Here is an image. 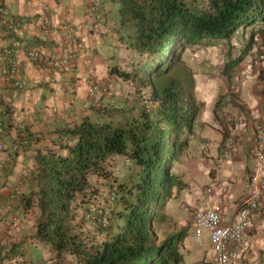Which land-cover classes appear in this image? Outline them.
Here are the masks:
<instances>
[{
	"label": "trees",
	"instance_id": "1",
	"mask_svg": "<svg viewBox=\"0 0 264 264\" xmlns=\"http://www.w3.org/2000/svg\"><path fill=\"white\" fill-rule=\"evenodd\" d=\"M111 1L119 4L120 22L133 29L131 44L140 58L130 68L115 66L110 72L124 82L129 80L136 89L140 84L137 91L147 88L154 106L119 109V114L131 111L122 120L116 119L118 111L112 109L108 121L82 117L59 131L57 148L37 151L32 177L39 214L32 238L57 263L67 255L75 258L74 264H179L185 229L160 239L156 226L170 218L162 206L173 196L174 187L182 186L172 162L187 143L182 132H191L200 105L193 99V88L189 87L187 95L181 86L184 71L175 68L187 47L223 40L230 54L226 66L239 64L253 46L255 34L232 42L233 34L264 18V0ZM17 142L21 148L29 145L24 136ZM117 156L131 162L130 172L110 181L105 197L110 222L98 215L108 223L94 220L100 236H92L74 221L76 209L87 201V195L98 191L90 175L108 177L109 164ZM21 250L20 243L12 244L3 258L11 260L8 264H24L16 260Z\"/></svg>",
	"mask_w": 264,
	"mask_h": 264
},
{
	"label": "crops",
	"instance_id": "2",
	"mask_svg": "<svg viewBox=\"0 0 264 264\" xmlns=\"http://www.w3.org/2000/svg\"><path fill=\"white\" fill-rule=\"evenodd\" d=\"M92 1L94 0L0 1V16L4 10L8 15L25 21L22 28L17 30L0 25V67L1 48L10 46L15 59L19 62L23 79V85L16 88L6 83L0 74V157L11 150L20 136L29 139V145L16 152L13 163L3 168L0 175L2 184L0 212L8 200L10 189L14 186L21 189L15 210L2 212L4 218L0 221V261L3 260V263L0 264H8L11 261L3 258V253L15 243H20L22 249L21 256L16 257V260L24 264H37L41 262L39 259L42 257L44 260L51 258V253L32 238L39 214L35 195L37 187L32 177L35 154L46 146L57 148L55 145L59 140V131L72 127L82 117L97 121L94 115H99L98 111L92 107H85L90 104L87 92L91 82L96 79L103 83L113 81L114 85L120 87L118 83L121 78L110 72L111 68L115 66L123 68L128 59L137 56L131 44V35L127 34L129 26L120 22L119 4L111 0H98L101 3L100 11L102 10L103 17L98 26L100 35H96L92 30L93 21L86 15L88 5ZM114 4L118 5L117 11ZM112 8L115 18L110 19L108 15L112 14ZM63 25H67L68 28L63 29ZM77 37L83 39L85 47L77 54L73 66L69 69H43L27 56V51L33 48H38L45 54H60L66 50L68 43ZM262 48L264 45L260 46V49ZM255 50L256 46L253 43L248 54L235 66L246 73L247 77L252 78L251 90L245 85L246 78L242 77L243 86L234 85L229 81L225 83L219 79L220 82L215 85L216 91L213 93L209 94L207 91L199 95L195 88L192 95L197 105L206 96L218 107L219 94H226L229 100L235 95L234 97H237L235 101L240 105L227 101L215 109L208 118L209 121L203 120L198 112L191 132L183 134L186 135L187 143L172 162V171L182 186L174 187L173 196L165 201L163 212L166 213L165 208L170 207L169 202L172 199H184L189 202L186 205L187 209L180 211L178 209L177 213L171 209L172 213L170 210L166 213L173 218L178 227L185 229L186 234L180 249L185 264H215L208 232L207 248L204 245L205 249L195 246L189 250L185 245L187 235L194 236L190 220V225H187L189 211L205 202L203 187L215 181L226 184L225 197L220 203H217L216 199H211V204L222 205L227 216L232 213L236 201L249 189L248 175L254 161L248 151L251 129L247 126L246 130L241 132V141L236 145L232 156L224 157L222 147L226 137L221 131L220 115L231 113L245 116L247 120L257 116L259 103L264 99V61L253 59ZM223 85L224 90L221 89ZM209 88L210 86L205 90ZM245 95L249 96L250 102L244 100ZM118 98L116 94L104 97L115 112L118 111ZM205 140L210 143L208 149H204ZM23 171H28L25 179L21 175ZM199 183H202L200 193L195 190ZM13 215L17 216L16 220L12 219ZM165 235L167 234L160 239ZM246 240L247 244L243 248L238 264H264V199L251 218ZM185 255L192 256V260H186Z\"/></svg>",
	"mask_w": 264,
	"mask_h": 264
},
{
	"label": "built area",
	"instance_id": "3",
	"mask_svg": "<svg viewBox=\"0 0 264 264\" xmlns=\"http://www.w3.org/2000/svg\"><path fill=\"white\" fill-rule=\"evenodd\" d=\"M100 8V1L94 0L88 5L86 10V15L93 21L92 30L96 35H100L98 26L99 21L103 17ZM24 23V19L8 15L2 10L0 25L7 29L17 30L22 28ZM62 27L63 29L68 28L67 25ZM84 47L83 39L77 37L70 41L66 50L60 54H45L38 48H33L27 51V56L35 65L43 69H69L73 66L77 54ZM1 53L0 74L2 79L13 87H21L23 79L20 73V65L14 57L13 49L10 46H5L1 48ZM253 59L264 61V49L255 51ZM107 92L106 84L96 79L89 86L88 96L95 106H101V97ZM221 125L222 131L226 136L222 153L227 158L232 156L236 145L241 141V132L245 131L247 126L251 129L248 151L254 161L248 175L249 189L246 194L236 201L232 213L227 216L222 205L211 204V199H216L217 203L222 201L227 192L226 184L221 181L208 184L203 189L204 204L191 209L190 219L197 238H199L202 229L208 232L216 264H237L243 248L247 244L246 232L250 228L251 218L264 199V99L259 103L257 116L247 120L245 116L225 114L221 118ZM20 126L23 128L22 124ZM21 146L20 142H17L7 154L0 157V175L3 168L12 164L15 150L22 149ZM208 148L209 142L205 141L204 149ZM21 175L25 179L28 176V172L23 171ZM1 185L0 179V187ZM20 195L21 189L19 186H14L10 189L7 202L1 207L0 221L4 217L2 212H13L15 210V203ZM12 219L15 220L16 216H13ZM91 219H96L103 224L108 223L105 217L92 215Z\"/></svg>",
	"mask_w": 264,
	"mask_h": 264
},
{
	"label": "rangeland",
	"instance_id": "4",
	"mask_svg": "<svg viewBox=\"0 0 264 264\" xmlns=\"http://www.w3.org/2000/svg\"><path fill=\"white\" fill-rule=\"evenodd\" d=\"M114 8H115V11H117L118 5L114 4ZM114 8H112V11H113L112 14L108 15L110 19L115 18ZM252 33L255 34V38H254V43L256 46L255 51H259L261 50L260 46L264 45V18L248 26L240 27L237 30V33L235 35L233 34L232 42L242 39L244 37L248 38L250 34ZM127 34L132 35L133 29L128 28ZM226 43L227 42L223 40L221 41V43L205 45L204 47L202 46L200 48H197L196 46H193V47L189 46L187 47V49L183 51L180 60L177 62V67L175 68V71L178 72L180 71V69H182V71H184V73L186 74V77L182 79L181 86L185 89L184 91L185 93H187V95H188L187 90L189 89V87L193 88L192 92H194L195 88H197L196 93L199 95L207 91L209 94H211V92L213 93L214 91H216L215 85L220 82L219 79H222L225 83L230 82L234 85L239 84L243 86L244 82H243L242 77H244L246 78L245 85L248 86L249 89L251 88L252 83H253V80L251 77H247V75H245L246 73L244 74V72H242L239 68L232 67L228 69L229 65L226 66V63L227 61H229V56H230V54H228L227 52L228 44ZM236 54L237 52H232V55H236ZM247 54L248 53H245L244 56H246ZM136 55L137 56L135 57L132 56V58H130L132 59V61H129L130 59H128L127 63H125V66L123 68L125 67L130 68L132 62L140 58L138 53ZM109 60H111V58H109ZM225 70H227L226 73H225ZM191 80H192V83L191 85H189V82ZM105 84L110 92V95L116 94L121 99V101L117 104V107H118L117 110H119V108L126 109L130 107L131 105H136L139 108L141 105H146V104L154 106V103H151V100L149 99V93H148L147 88L146 89L141 88V90L137 91V89L140 88V84H138L137 89L132 86L129 80L125 82L122 80L119 81L118 84L120 87H117V84L114 85L113 81L111 82L107 81ZM209 86H210L209 90H205V89H208ZM224 87L225 85H223L221 89L224 90ZM229 95H231V93ZM234 96L235 95H233L229 100L226 94L225 95L219 94L217 98L218 107L227 103V101L239 104L238 102L235 101V98L237 97H234ZM243 97L245 98L244 100H246L247 102H250L249 96L245 95ZM193 99H195L194 96H193ZM210 99L211 98H207L205 96L199 102V105L201 106L199 108L200 115L202 119L206 121H209L208 118H210L212 114L214 113L215 109L218 108L216 104H214V102H212ZM109 105H110L109 102L106 99H104L100 108L97 107L99 108L97 109L96 106H94L90 100V104H88L85 107H88V108L92 107L93 110L98 111L97 113L99 115H94L95 120L103 121L106 119L105 121H108L110 120V116H111V114H107L108 110L111 109ZM134 112H136V110H134ZM130 114H131V111L130 113L128 112L126 113L125 111H122L120 114L118 111V113H115V117L116 119L119 118L122 120L124 117H127ZM131 165L132 164L129 160H126L123 157L117 156L114 159H112L109 164L108 169L110 170V175L108 177H103L102 175H98V174L90 175V181L93 185V188H96V190L98 191L97 193H95V191L93 193L91 192L90 197L87 195L88 197L87 201L86 202L84 201V204L82 206L77 207L76 217L74 219L75 222L81 225V229L83 232L88 233L89 235H92V236L93 235L100 236V233L96 231V224L94 223V220L96 219H91L90 217L92 215L96 217L98 215L106 216V218L108 219V222H110V218H109L110 211H109V207H107V203L105 200V197H107L108 195L107 193L109 190V185L111 183L110 181H117L119 177L127 175V173L130 172ZM201 184L202 183H199L197 187L195 188V190L198 193H200ZM78 199H80V196L77 198V201ZM185 202H187V200H184V199L183 200H179V199L173 200L172 199L169 202L170 207L165 208L166 213H169L167 212L169 210H170V213H172V210L175 211V212L173 211L174 213H177L178 209L179 211L180 209H184L182 206V203H185ZM160 205H162V203H160ZM163 209L164 207L162 206V210ZM183 219H185L184 216H183ZM187 222H188L187 225H190L188 220ZM180 229L181 228L175 224L172 217H170L167 221H164L163 223H160L156 226L157 234L160 237H162L165 233L166 234L174 233L176 231H179ZM192 231L195 237L191 234L187 235L188 239L186 240V243H185L187 249L191 250L195 248V246L205 249L204 245H206V248H207V246L209 245L207 231L202 229V232L198 238L200 239V241L196 239L197 237L195 235L194 229ZM202 241L203 243L201 244L200 242ZM185 258L186 260H192L193 257L185 255ZM39 261H41L39 263H42L44 261L43 257L40 258ZM74 261H75L74 257L66 255L62 262L57 263L56 261H53L51 264H54V263L56 264L73 263L74 264ZM179 264H185L184 260L182 259V261Z\"/></svg>",
	"mask_w": 264,
	"mask_h": 264
},
{
	"label": "clouds",
	"instance_id": "5",
	"mask_svg": "<svg viewBox=\"0 0 264 264\" xmlns=\"http://www.w3.org/2000/svg\"><path fill=\"white\" fill-rule=\"evenodd\" d=\"M263 49H261V51H262ZM260 51V50H259ZM88 93V92H87ZM90 98V97H89ZM91 100V99H90ZM91 102H92V100H91ZM103 102V101H102ZM92 104H93V102H92ZM94 105V104H93ZM101 105H102V103H101ZM95 106V105H94ZM96 107H99L100 108V106H96ZM226 114H231V113H226ZM225 114H221L220 115V117L222 118L223 116H224ZM233 115V114H232ZM236 116V115H235ZM220 119V118H219ZM220 121H221V119H220ZM222 126V125H221ZM223 129L221 128V131H222ZM183 134H184V132H182ZM222 133H223V131H222ZM181 134V133H180ZM223 135H225V133H223ZM226 137V136H225ZM205 141H207V140H205ZM205 141H203V146H204V142ZM209 142V141H208ZM209 146H210V143H209ZM207 186V185H206ZM203 189H204V187H203ZM202 194H203V192H202ZM21 196V195H20ZM19 199V198H18ZM189 203H182V206H183V208H187L186 207V205H188ZM190 206H192V205H190ZM195 207V206H194ZM193 207V208H194ZM193 208H191V209H193ZM13 216H15V215H13ZM12 216V217H13ZM4 218V217H3ZM16 219H17V216H16ZM15 219V220H16ZM14 220V219H13ZM190 220V222H191V219H189ZM198 239V238H197ZM211 242V241H210ZM211 246H212V244H211ZM0 249H1V243H0ZM212 249H213V247H212ZM213 255H214V258H215V254H214V250H213ZM241 256V255H240ZM240 259V258H239ZM48 261H51V262H49L48 263ZM53 262V260H52V258H49V259H46V260H44L42 263H37V264H43V263H47V264H51ZM238 262H239V260H238ZM238 262H237V264H238ZM215 264H216V261H215Z\"/></svg>",
	"mask_w": 264,
	"mask_h": 264
}]
</instances>
